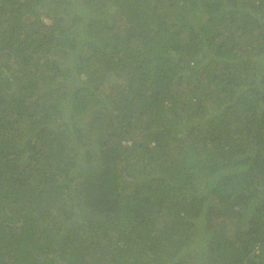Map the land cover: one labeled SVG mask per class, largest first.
Wrapping results in <instances>:
<instances>
[{
  "label": "trees",
  "instance_id": "1",
  "mask_svg": "<svg viewBox=\"0 0 264 264\" xmlns=\"http://www.w3.org/2000/svg\"><path fill=\"white\" fill-rule=\"evenodd\" d=\"M0 264H264V0H0Z\"/></svg>",
  "mask_w": 264,
  "mask_h": 264
},
{
  "label": "rangeland",
  "instance_id": "2",
  "mask_svg": "<svg viewBox=\"0 0 264 264\" xmlns=\"http://www.w3.org/2000/svg\"><path fill=\"white\" fill-rule=\"evenodd\" d=\"M44 20H45V22H47V23H50V22H51V19H50L49 17L44 18ZM258 64H260V63H258ZM195 76H196V75H195ZM53 84H54V83H53ZM182 87H183V89L185 90V91L183 92V96H184V98L190 97V93H191V92H189V89L187 88V84H184ZM188 99L190 100V98H188ZM189 100H187V101H189ZM206 101H207V104H208V105L212 106V104H213V99H207ZM181 103H182V102H181ZM223 105H224V104H222V107H223ZM222 107L214 106V107H213V112L216 111L217 109L222 108ZM97 110H98V106H93L92 109H91V111H90V114L88 113V114L84 115L83 122H84V125H85V126L88 125V124H90V118L92 117L93 113H94L95 111H97ZM113 112H114V113H117V111H115V110H113ZM183 114H184V116H185V112H184V111H183ZM116 116H117V115H116ZM196 119H197V117H196ZM198 119H199V118H198ZM184 120H186V119L184 118ZM188 122H189V121H185V125H184L185 127L183 128V131H184V132H186V131H185V128H186ZM91 131H92L93 133H95L94 130H91ZM129 138H131V139L129 140ZM144 138H145V137L142 136V135H140L138 132H134V133H133V131H131V132L128 134V136L126 137V139L124 140V142H125V143H128V144H132V143H133V140L137 139L138 141H143ZM132 139H133V140H132ZM88 141H89V143L94 142L95 145H96V143H97V141H96V139H95V136H94V137H91V139L88 140ZM170 149H171V150H174V146H172ZM97 151H98V150L96 149L95 152H97ZM175 151H176V150H175ZM173 154L176 155V153H173ZM82 158H83V157H81V159H82ZM204 191H205V190H204ZM212 198H216V197H215V196H212ZM216 201L218 202L217 198H216ZM245 220H246V216H243L241 219H238V218H235V219H228L227 222H226V227H227L229 233L232 234L233 231L238 227L239 222L242 224V221H245Z\"/></svg>",
  "mask_w": 264,
  "mask_h": 264
}]
</instances>
